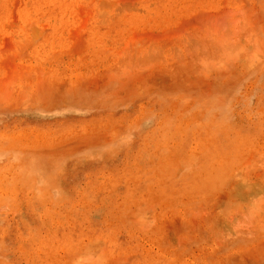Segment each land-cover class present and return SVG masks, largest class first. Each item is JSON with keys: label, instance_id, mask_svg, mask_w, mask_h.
I'll use <instances>...</instances> for the list:
<instances>
[{"label": "rangeland", "instance_id": "rangeland-1", "mask_svg": "<svg viewBox=\"0 0 264 264\" xmlns=\"http://www.w3.org/2000/svg\"><path fill=\"white\" fill-rule=\"evenodd\" d=\"M0 264H264V0H0Z\"/></svg>", "mask_w": 264, "mask_h": 264}]
</instances>
